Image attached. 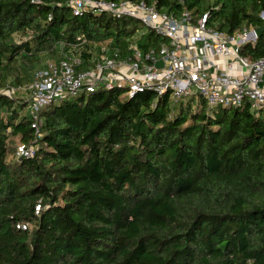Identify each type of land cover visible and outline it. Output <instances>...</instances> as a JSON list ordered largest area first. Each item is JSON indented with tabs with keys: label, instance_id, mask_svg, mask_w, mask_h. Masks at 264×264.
Listing matches in <instances>:
<instances>
[{
	"label": "trees",
	"instance_id": "1",
	"mask_svg": "<svg viewBox=\"0 0 264 264\" xmlns=\"http://www.w3.org/2000/svg\"><path fill=\"white\" fill-rule=\"evenodd\" d=\"M144 1L210 10L228 32L264 24V0ZM70 2L0 0V85L28 81L80 34L129 53L138 20ZM163 40L148 30L138 45ZM240 53L264 56V33ZM38 126L35 154L19 157L36 129L28 101L0 89V264H264V109L99 88L45 106Z\"/></svg>",
	"mask_w": 264,
	"mask_h": 264
},
{
	"label": "built area",
	"instance_id": "2",
	"mask_svg": "<svg viewBox=\"0 0 264 264\" xmlns=\"http://www.w3.org/2000/svg\"><path fill=\"white\" fill-rule=\"evenodd\" d=\"M70 3L76 15L106 12L114 18H135L140 26L126 37L127 54L113 37L94 41L80 34L78 43L64 42L62 55L36 68L28 81L8 85V94H24L37 135L31 142L17 146L19 157L35 154L40 133L38 114L42 108L99 88H125L129 97L145 90H152L158 96L170 91L175 102L193 95L203 98L211 108L248 105L253 113L264 109V56L251 59L240 53L242 44L257 40L258 26L243 24L228 32L209 23L210 10L195 19L186 8L172 13L144 0H71ZM259 16L264 20V10ZM148 30H154L166 40L144 51L138 42ZM79 44H82L80 49ZM83 49L89 52L84 66ZM159 59L163 60L162 66L156 64Z\"/></svg>",
	"mask_w": 264,
	"mask_h": 264
},
{
	"label": "rangeland",
	"instance_id": "3",
	"mask_svg": "<svg viewBox=\"0 0 264 264\" xmlns=\"http://www.w3.org/2000/svg\"><path fill=\"white\" fill-rule=\"evenodd\" d=\"M8 85H10V86H15V84L13 83V82H11L10 80H7L5 83H1V85H0V89H2V90H7V87H8ZM17 85V84H16ZM13 96H16V97H19V98H25V96H24V94H22L21 92H17V93H14V94H12ZM12 139H13V144H14V147L20 142V139H19V137H17V136H12L11 137Z\"/></svg>",
	"mask_w": 264,
	"mask_h": 264
},
{
	"label": "water",
	"instance_id": "4",
	"mask_svg": "<svg viewBox=\"0 0 264 264\" xmlns=\"http://www.w3.org/2000/svg\"><path fill=\"white\" fill-rule=\"evenodd\" d=\"M263 33H264V24L257 27V35L261 36ZM156 64L158 66H162L163 60L162 59L157 60Z\"/></svg>",
	"mask_w": 264,
	"mask_h": 264
}]
</instances>
